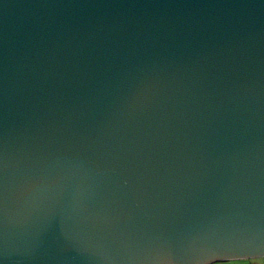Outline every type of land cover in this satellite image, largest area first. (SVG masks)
Returning <instances> with one entry per match:
<instances>
[{
    "label": "water",
    "instance_id": "obj_1",
    "mask_svg": "<svg viewBox=\"0 0 264 264\" xmlns=\"http://www.w3.org/2000/svg\"><path fill=\"white\" fill-rule=\"evenodd\" d=\"M264 255V0H0V264Z\"/></svg>",
    "mask_w": 264,
    "mask_h": 264
},
{
    "label": "snow or ice",
    "instance_id": "obj_2",
    "mask_svg": "<svg viewBox=\"0 0 264 264\" xmlns=\"http://www.w3.org/2000/svg\"><path fill=\"white\" fill-rule=\"evenodd\" d=\"M212 264H264V256H236L227 259H216Z\"/></svg>",
    "mask_w": 264,
    "mask_h": 264
},
{
    "label": "flooded vegetation",
    "instance_id": "obj_3",
    "mask_svg": "<svg viewBox=\"0 0 264 264\" xmlns=\"http://www.w3.org/2000/svg\"><path fill=\"white\" fill-rule=\"evenodd\" d=\"M248 256H253V255H248ZM255 256H264L263 254L262 255H255ZM236 257V256H235ZM232 258V257H231ZM224 259H227V258H224Z\"/></svg>",
    "mask_w": 264,
    "mask_h": 264
},
{
    "label": "rangeland",
    "instance_id": "obj_4",
    "mask_svg": "<svg viewBox=\"0 0 264 264\" xmlns=\"http://www.w3.org/2000/svg\"><path fill=\"white\" fill-rule=\"evenodd\" d=\"M207 264H212V262H209V263H207Z\"/></svg>",
    "mask_w": 264,
    "mask_h": 264
}]
</instances>
